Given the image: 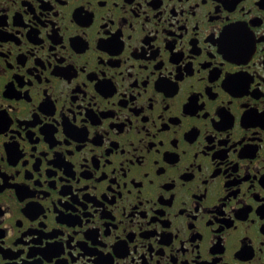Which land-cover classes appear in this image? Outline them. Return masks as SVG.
<instances>
[{"label":"flooded vegetation","instance_id":"obj_1","mask_svg":"<svg viewBox=\"0 0 264 264\" xmlns=\"http://www.w3.org/2000/svg\"><path fill=\"white\" fill-rule=\"evenodd\" d=\"M0 264H264V0H0Z\"/></svg>","mask_w":264,"mask_h":264}]
</instances>
